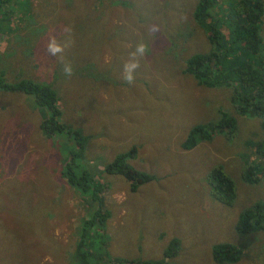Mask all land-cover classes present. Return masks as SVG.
I'll return each instance as SVG.
<instances>
[{
  "label": "rangeland",
  "instance_id": "374dc122",
  "mask_svg": "<svg viewBox=\"0 0 264 264\" xmlns=\"http://www.w3.org/2000/svg\"><path fill=\"white\" fill-rule=\"evenodd\" d=\"M31 1L24 12L25 16L30 12L32 20L26 18L29 23L18 29L23 51H30V56L21 62L9 58L8 45L14 39L0 34V60L5 62L0 67L7 80L51 83L58 91L60 122L88 136L83 159L104 188L102 199L109 212L107 252L101 264L144 260L216 264L210 256V247L216 242L238 248L239 258L231 264H264V232L253 228L239 233L234 227L241 209L264 199V179L255 185L237 180L238 149L263 138L259 137L258 120L237 114V134L232 140L214 133L209 141L182 149L180 143L193 124L216 119V110L228 104V85L218 89L199 86L182 72L179 49L168 59L163 56V68L152 59L170 42L180 48L192 41L190 52L207 46L191 18L196 0ZM236 1L217 0L219 6L212 8L223 33L228 8ZM261 3L263 55L264 0ZM147 18L150 21L144 22ZM97 26L105 36L102 42L96 36ZM7 27L14 25L11 22ZM65 29L76 32L66 39ZM53 36L61 45L70 42L55 56L46 49ZM139 43L148 51L143 57H133ZM88 55H98V68L107 69L94 86L63 71L66 57L82 63ZM133 60L139 67L129 84L124 79V65ZM31 102V95L0 91V264H64L78 236L85 202L60 177V158L66 151L60 150L61 140H47L38 132V116ZM221 109L226 114L231 111L230 106ZM132 145L135 154L127 162L155 177L134 191L121 176L102 169ZM216 163L236 180L238 195L232 206L220 204L208 194L206 170ZM173 237L178 239L176 252L163 256Z\"/></svg>",
  "mask_w": 264,
  "mask_h": 264
},
{
  "label": "trees",
  "instance_id": "16d2710c",
  "mask_svg": "<svg viewBox=\"0 0 264 264\" xmlns=\"http://www.w3.org/2000/svg\"><path fill=\"white\" fill-rule=\"evenodd\" d=\"M18 3L22 4V8H19ZM31 5V0H0V34L6 33L8 38L13 37L14 44L8 45L7 51L9 58H16L18 62L30 56V51H23L18 29L19 25L26 26L28 21L32 20L30 12L25 16L27 8ZM216 6H219L217 0H196L191 11L194 27L200 29L205 37L207 46L203 51L190 52L189 49L194 45H191L192 41L188 42L189 46L183 44L180 48L170 42L168 47L155 52L152 59L156 62L160 61L163 68V56L168 59L176 49H179L177 59L179 60L182 55V72L190 74L199 86L218 89L224 84L228 85L229 97L226 100L228 104L221 105L216 110V119L193 124L180 143L182 149L189 150L199 141H209L214 133L222 134L227 141L232 140L237 134V114L255 117L258 120L257 129L261 133L259 137L263 136V138H259L256 142L245 143L238 149L241 162L237 169V180L240 183L255 185L264 179V54H260L263 40L259 31L263 5L261 0H237L231 4L228 8L230 14L226 21V33H223L221 23L219 24L213 15L212 8ZM65 20H69V16ZM149 21L148 18L144 20V22ZM11 22L14 27L8 28L7 24ZM73 32L76 31L74 29L66 31L63 37L67 39ZM96 36L101 42L105 39L100 26L96 28ZM150 48L153 51L152 45ZM96 57L98 58V55ZM68 58L64 60L73 63L72 73L79 78H85L90 86L98 84L107 70L98 68L97 58H92L90 55L85 57L82 63H78L74 58ZM1 61L4 67L5 62ZM2 67H0V91L20 92L32 96L31 104L38 116L36 125L38 132L47 140H52L51 138L55 141L61 140L60 150L66 151L64 157L60 158L59 175L85 202V214L78 221V236L64 264L103 263V257L107 252L105 226L109 212L102 199L104 188L88 168L87 161L83 159V149L88 136L60 122L58 91L51 83L27 78L7 80L6 72ZM229 106L231 111L226 114L221 108ZM135 150L136 146L132 145L102 165L106 173L121 176L128 183L130 191L155 178L151 173L138 170L127 162L135 154ZM250 151L254 155L253 158L250 156ZM246 154L253 160L248 159ZM255 154L258 156L257 159ZM206 181L208 194L214 201L226 206L235 203L238 195L236 180L225 172L220 163L207 168ZM234 227L239 233H247L253 228L264 232V199L241 209ZM177 243V238L169 239L162 255H173ZM239 254L238 248L227 242H216L210 247L211 259L216 264L234 263L238 260ZM138 263L160 264L161 261L144 260Z\"/></svg>",
  "mask_w": 264,
  "mask_h": 264
},
{
  "label": "clouds",
  "instance_id": "9594fccd",
  "mask_svg": "<svg viewBox=\"0 0 264 264\" xmlns=\"http://www.w3.org/2000/svg\"><path fill=\"white\" fill-rule=\"evenodd\" d=\"M65 31H70V29H65ZM69 43L70 42H66L64 45H61V44L57 43L56 38L53 36V37L49 38V42L46 45V49L51 55L55 56L57 53H62L64 51V49L69 46ZM147 51H148L147 46L144 43H139L135 49V52H133L131 55L133 57H135L137 55L143 57ZM138 67H139V62L136 60H133V61L126 63L124 65V79L129 84L133 83V81H134L133 72ZM63 71H64L65 75L71 76L72 75L71 64L66 63L63 67Z\"/></svg>",
  "mask_w": 264,
  "mask_h": 264
}]
</instances>
